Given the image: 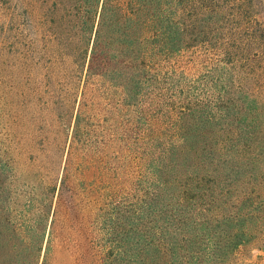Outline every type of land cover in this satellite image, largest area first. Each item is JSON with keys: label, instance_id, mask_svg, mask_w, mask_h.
I'll use <instances>...</instances> for the list:
<instances>
[{"label": "rangeland", "instance_id": "1", "mask_svg": "<svg viewBox=\"0 0 264 264\" xmlns=\"http://www.w3.org/2000/svg\"><path fill=\"white\" fill-rule=\"evenodd\" d=\"M217 4L223 12L219 20L194 13L176 20L180 28L172 36L177 43L161 52L155 100L150 107L145 102L149 115L137 142L144 150L142 155L140 149L136 155L132 147L131 155L126 150L129 158L134 156L127 189L136 188L141 178L138 188L148 195L173 194L171 237L166 240L172 244L174 264H184L188 256L194 264H264V166L259 165L261 173H240L264 147L257 148L264 137L253 139L251 118L259 115L264 134V83L250 73L257 65L254 33L256 22L264 26L258 15L264 0ZM36 7L43 10L39 2ZM32 9L30 3L0 0V149L27 181L29 175L54 179L63 165L86 68L80 73L65 57L64 34L51 38L47 29L58 32L56 18L54 25L46 24ZM203 113L214 118L206 135L186 139L182 131L192 126L191 118L208 119ZM230 114H237V122L219 120ZM258 158L264 164V153ZM49 160L53 166L47 173ZM227 163L235 172H229ZM219 210L232 216L238 212V217L215 223L209 212L217 215ZM230 229L242 230L251 241L255 236L261 249L249 246L216 255L213 246ZM190 242L193 255L184 251Z\"/></svg>", "mask_w": 264, "mask_h": 264}, {"label": "trees", "instance_id": "2", "mask_svg": "<svg viewBox=\"0 0 264 264\" xmlns=\"http://www.w3.org/2000/svg\"><path fill=\"white\" fill-rule=\"evenodd\" d=\"M217 1L16 0L17 6L30 3L32 15L46 24L54 25V16L58 32L49 26L51 38L64 34L65 57L80 73L86 68L65 161L54 179L29 175L25 180L13 158L0 149V264H174L172 244L166 240L171 237L173 194L148 195L138 188L141 178L136 188L127 189L134 156L129 158L126 150L132 147L135 155L144 150L137 142L149 115L145 102L148 99L150 107L155 100L161 52L177 43L172 36L180 28L176 20L193 13L219 20L223 12ZM258 15L264 18V10ZM256 23L257 65L250 73L264 83V26ZM236 115L219 120L235 123ZM251 118L253 139L256 135L263 139V121L259 115ZM213 119L191 118L192 126L185 127L183 135L186 139L206 135V125ZM263 153L264 147L240 173H261L264 164L258 157ZM47 164L50 173L53 163ZM209 213L217 218L215 223L238 217V212L229 217L220 210L217 215ZM236 231H226L227 238L213 246V253L261 249L255 236L251 241L242 230ZM190 245H184L188 255L193 252ZM191 258L184 264H194Z\"/></svg>", "mask_w": 264, "mask_h": 264}]
</instances>
